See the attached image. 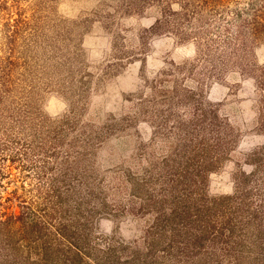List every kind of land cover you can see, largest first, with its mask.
<instances>
[{
    "label": "rangeland",
    "instance_id": "374dc122",
    "mask_svg": "<svg viewBox=\"0 0 264 264\" xmlns=\"http://www.w3.org/2000/svg\"><path fill=\"white\" fill-rule=\"evenodd\" d=\"M0 0V264H264V0Z\"/></svg>",
    "mask_w": 264,
    "mask_h": 264
},
{
    "label": "trees",
    "instance_id": "16d2710c",
    "mask_svg": "<svg viewBox=\"0 0 264 264\" xmlns=\"http://www.w3.org/2000/svg\"><path fill=\"white\" fill-rule=\"evenodd\" d=\"M223 2V0H215L214 2L212 1L211 4L214 6V7H218L220 6V4ZM258 11H260V13L264 14V5L261 6L260 9H258ZM264 20V18H263Z\"/></svg>",
    "mask_w": 264,
    "mask_h": 264
}]
</instances>
